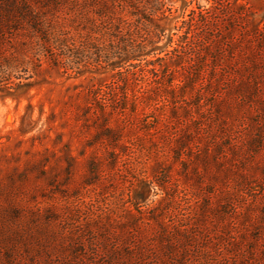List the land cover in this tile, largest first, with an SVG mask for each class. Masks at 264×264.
Here are the masks:
<instances>
[{"label": "rangeland", "instance_id": "1", "mask_svg": "<svg viewBox=\"0 0 264 264\" xmlns=\"http://www.w3.org/2000/svg\"><path fill=\"white\" fill-rule=\"evenodd\" d=\"M185 1L167 0L179 20L214 2ZM223 1L226 40L210 50L227 72L219 100L211 87L188 91L182 105L141 108L108 133L88 107L110 71L48 70L0 97V264H100L107 250L161 252L170 241L181 251L185 238L196 264H264L258 99L231 91L244 80L251 32L264 28V0ZM159 76L150 94L169 80Z\"/></svg>", "mask_w": 264, "mask_h": 264}, {"label": "trees", "instance_id": "2", "mask_svg": "<svg viewBox=\"0 0 264 264\" xmlns=\"http://www.w3.org/2000/svg\"><path fill=\"white\" fill-rule=\"evenodd\" d=\"M220 2L214 0L208 9H191L187 15L183 9L185 16L179 20L180 8L167 0H0V97H13L26 81L48 70L78 75L110 71L111 82L92 91L88 107L100 113V120L110 127L108 133L113 132L112 121L128 125L129 116L141 108L182 105L185 100L181 98L188 91L203 95L211 87L212 96L219 100L223 95L218 91L223 85L220 81L227 72L221 74L220 59L210 50L226 40L217 34L230 20L227 6ZM182 4L191 5L185 0ZM214 5L222 7L221 13L212 14ZM251 34L244 80L242 84L237 81L231 91L247 95L251 103L258 99L257 142L261 147L264 28ZM159 73L169 80L162 84L160 94H150ZM146 74V80L138 78ZM216 84L219 88L214 89ZM178 89L181 97L174 96ZM188 243L185 238L181 251L170 241L162 244L161 252L129 246L107 250L100 264H196L200 257L191 254Z\"/></svg>", "mask_w": 264, "mask_h": 264}]
</instances>
